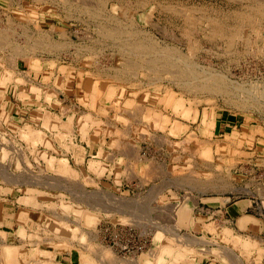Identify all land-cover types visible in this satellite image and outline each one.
Here are the masks:
<instances>
[{
  "label": "rangeland",
  "instance_id": "rangeland-1",
  "mask_svg": "<svg viewBox=\"0 0 264 264\" xmlns=\"http://www.w3.org/2000/svg\"><path fill=\"white\" fill-rule=\"evenodd\" d=\"M80 1L82 4L84 3L83 6L91 8H95L99 5L98 3L103 1L102 3L105 4L102 14L111 15L123 24L130 22L129 25L134 29L151 37V44H158L155 46L157 50L154 54H159V46H167L169 51L174 50L173 53L177 57L188 56V60L190 62L193 60L194 65H197H195L197 69L208 67L207 70L222 72L228 80L230 79V82L231 80L232 82H243V85L246 83L245 89L246 87L252 88V92L254 90L259 92V95L254 92V96L264 97V87L262 86L264 85V26H259L257 29L247 22L246 24L245 21L241 24L231 20V13L242 11L249 0L246 2L245 0H0V28L4 27L6 32L8 30L13 41L25 45L26 42L33 43L37 34H44L46 37L49 36L48 39H51L52 42L65 43L66 41L67 43L65 47H60L56 53L37 48L32 52L27 51L28 56L18 58L9 49L0 48V67L10 71V77H3L1 79L3 84L0 85V183L13 184L16 182L15 184L25 185L26 188H29L30 190H17L20 194L15 200L18 204L25 206V208H20L19 212L28 218L32 210L36 214H38L37 211H42L44 218L42 222L35 224L27 225L28 222H25L24 228L20 225V230L17 232L20 237L22 236L21 240L27 239L24 232H27V236L36 234L35 239L46 240V245L51 242L50 238L54 241L60 235L65 237L62 233L51 232L53 230L49 226L50 223L57 222L59 227H66L75 235L74 238L66 236L74 247L71 249L72 252L68 253L72 256L74 263L78 259L79 264H89V261L93 264H101L97 255H93V249L88 250L91 248L88 246L89 244L96 243L93 246L101 244L111 247L114 257L127 258L131 261L129 264H141V261L150 255L148 253L151 249L152 252L156 251L158 256L162 252L168 253L171 258L168 259L167 264H177L186 257L203 255L202 253L212 254L223 264H230L220 247L222 245L232 246L231 248H236L234 251L240 256L243 238L233 233L229 228L227 232L218 236V227L213 231L207 230V232L216 235L215 239L206 238L205 233L202 237H196L189 232L181 233V226L178 234L172 231L168 232L166 228L169 226V209L171 205H174L176 206L175 213L179 214L180 208L178 209V207L187 206L197 193L231 192L233 193L231 195L235 197L252 195L258 203L257 207L254 203V209L262 213L264 217V101L260 104V108H250L233 104L236 102L234 97L238 101V98L243 95L242 93L236 95L238 98L233 96L232 101L229 100L231 97L228 94L207 96L201 93L195 96L182 87L176 86L170 80L168 82L167 78H160L157 80L158 82L149 83L152 81L151 78L156 80L157 77L155 79L150 76L146 78L147 74L140 69L136 70L134 76L127 79L112 78L107 73L115 72L113 68L122 66L121 63L124 62V58L122 55L120 56V46L115 41L110 42L104 37H99L101 33L97 31L99 30L97 28L106 17L99 16L93 19L88 14L89 12L84 13L86 11L83 12L78 8V5H81ZM137 1H142L143 4L137 5ZM174 7L181 9L188 16H193L194 22L192 24L185 22V14L182 12L173 13L172 8ZM209 18L220 19L219 22L224 25L220 27L222 34H213L214 27L209 26ZM97 19L102 20L99 22ZM236 24L241 27L238 29ZM247 25L251 28L249 26L247 28ZM43 32H46L47 35ZM29 34L34 38L27 39ZM230 35L233 36L231 41L233 45L227 40ZM249 36L252 44L247 45L242 39ZM97 39H101L102 43ZM86 46H89L90 49L88 48V50ZM202 68L201 70H203ZM83 81L88 82L89 86H85ZM253 84L260 86L256 87ZM59 86H62L61 90L56 89ZM60 92L69 94V104L61 107L62 110L60 109V112L57 113L50 109L60 106L59 97L62 98L59 95ZM97 92V98L94 95V102L91 103V96ZM72 93L73 95H71ZM10 100L19 101L20 104L35 102L37 113L26 117L23 115V112L26 111L25 108L18 105L17 110L20 118L17 119L15 115L11 116ZM171 108L182 109V112L187 110L188 117L186 118L190 122L181 121L168 114L167 110ZM47 111L56 116H54L55 119L52 120L54 122L51 125L44 126L43 114ZM89 116L91 117L89 118ZM68 122H70L71 129L69 132L63 133V128ZM25 127L33 129L32 136L29 137H34L37 130L42 131L49 140L51 139L50 144L44 145L41 141H35L34 146L29 143L27 141L29 137H23L24 135L20 132L26 130ZM114 129H117V133L113 132ZM77 132L81 134L88 146H92L93 143L95 145L97 142L99 153L95 155L103 157L106 165L112 167L116 174L102 177V182H100L83 173L80 164L86 161L84 156L88 154V148L76 144ZM78 149L83 151V159L79 160L74 157L71 161L67 154H74ZM130 151L133 153H129ZM57 158H66L70 168L76 173L75 178L73 177L74 180L67 181L69 182L67 186L56 185L51 188L49 186L51 181L58 178L56 170L54 171L55 163L51 160ZM3 171L7 172L6 175L2 174ZM180 176L182 178L186 176L187 182L184 181L181 184L174 180L182 179ZM192 176H194L193 180L197 185L192 182ZM107 177L113 180L110 181ZM26 178H28V182ZM64 178L59 179L63 180ZM217 179L228 182L229 189L230 187L236 189L229 190L227 188L218 191L207 188L208 191L203 188L213 180L218 181ZM188 185L193 186L191 188ZM42 187L46 190L35 191ZM1 188L4 193L11 192L9 188ZM96 190L105 195V197H99L100 199L96 198L102 205H95V201L90 198V194L95 193ZM30 191L35 192L34 196ZM47 198L56 201L61 210L60 215L68 214V217L60 218V220L55 218L54 215L56 216L57 213L53 214L52 209L47 208L49 206ZM31 200L32 202L35 200L37 204L32 203ZM90 204L92 206H89ZM107 204L110 205L107 206ZM106 206L110 208V211H103ZM27 207H31L32 210L27 211ZM182 209L184 208L182 207ZM189 209L188 216H190ZM81 212L84 215L92 214L96 218L94 221L96 228L93 233H91L93 227L75 219ZM73 214L75 217L71 216ZM55 220L56 222H54ZM108 223L114 227L117 224L130 225L140 230L141 234L149 235L148 250L136 255H121L116 247L103 241L104 232L102 230L107 227ZM1 230L6 229L0 228ZM38 233L40 238L37 237ZM157 233L158 238L155 237ZM171 233H174L175 237ZM226 233L239 236L238 247L224 239L223 236ZM167 236L172 239H170L171 241L174 240L172 242L174 245L168 246L165 239ZM186 236H192L194 243L192 241V244H189L190 241L186 240ZM6 237L7 230L5 231V241ZM222 238L223 240H221ZM30 239L35 240L32 237ZM178 239L184 245L189 244V246H176ZM0 240H3L1 235ZM196 240L197 242H195ZM249 240L252 244L258 245L256 241ZM51 243L48 246L55 247L51 248L53 252L49 255L52 264H65L68 260L58 255L67 253L68 247L64 245L57 247L54 243L51 246ZM210 243H214L215 246L207 248V244ZM15 245L13 244V246ZM198 246L205 248L198 251ZM179 250L182 251L181 254H177ZM23 251L25 252V249ZM26 253L28 256H32L30 248ZM93 256L96 257L93 258ZM243 256L244 254L241 255V258L244 259L243 262L250 264L249 256L247 254ZM42 259H48V255L40 254L39 260L43 261ZM255 260L257 264L262 263L261 253L255 257ZM19 263L25 264L22 259Z\"/></svg>",
  "mask_w": 264,
  "mask_h": 264
},
{
  "label": "bare ground",
  "instance_id": "bare-ground-1",
  "mask_svg": "<svg viewBox=\"0 0 264 264\" xmlns=\"http://www.w3.org/2000/svg\"><path fill=\"white\" fill-rule=\"evenodd\" d=\"M98 1V0H97ZM99 1H101V0H99ZM81 2V1H80ZM103 2V1H102ZM101 2V3H102ZM106 2V1H105ZM245 2H246V0H245ZM62 3V2H61ZM78 3V2H77ZM86 3V2H85ZM98 3L99 5L98 6H96L95 8H91V7H89V6H83V4H82V2H81V5H78V8L81 10V11H86V12H84V13H87V12H89L88 14H90L91 15V17L93 18V19H96L97 17H101V16H105L106 17V19H103L104 21H101L100 19L97 21L98 23H99V27L97 28V29H99V30H97L98 32L100 31V33H101V36H99V37H104V39H108V40H110V42H113V41H115V42H117L118 43V45L120 46V56L122 55V58H124V62L123 63H121V65L122 66H120V67H116V68H113V69H115V72H111V73H107L108 75L110 74V76L112 77V78H115V79H120V77H123V78H125V79H127L128 77L130 78V77H132V76H134L136 73L135 72H137L136 70H138V69H140L141 71H144L145 72V74H147L146 76V78H149L148 76H150V78L151 77H154V79H155V77H157V78H159V79H157L156 78V80H153V78H151L152 79V81H150L149 83H155V82H158L157 80H160V78H167V80H168V82H169V80L173 83V84H175L176 86L178 85V86H180V87H182L183 89H185L186 91H188V92H190V93H192V94H195V96L196 95H198V94H201V93H203V95L204 94H206L207 96L208 95H210V96H212V95H230V97H231V99H229V100H231L232 101V97L233 96H236V95H240V93H242L243 95L242 96H240L239 98H238V96H236V98H238V101H237V99H235V97H234V100H236V102L235 103H233V104H236V105H238V106H240V107H250V108H252V107H257V108H260V104H262L263 103V101H264V97L262 98V96H261V98H258V96L256 97V95H259V92H255V90H254V92H252V88H250V89H248L247 87H246V89H245V87H244V85L246 84H242L241 82L240 83H238V82H232V80H231V82L228 80V78L222 73V72H217V71H211V70H207V68H206V70H205V68L203 69L202 67V69L203 70H201V68H199V69H197L196 67H195V65H194V63L191 61H189L188 60V56L186 57L185 55H181L180 57H177V56H175V53H173V51H169V48H167V46H159V54L157 53V54H154L155 52H156V48H155V46H158V44L156 45H153V44H151L152 43V39H151V37L150 36H148V35H145L143 32H140V30L138 31V30H136V29H134V27L133 26H131V25H129V23L130 22H128V23H126V22H124L125 24H123L121 21H118L119 19H115L113 16H111V15H106V14H102L103 13V5L105 4V3ZM145 3V2H144ZM90 4V3H89ZM95 4V3H94ZM97 4V3H96ZM138 4H143V2L142 1H137V5ZM243 4H244V2H243ZM242 4V6H244ZM86 5V4H85ZM92 5V4H91ZM169 5V4H168ZM70 6V5H69ZM74 6V5H73ZM134 6H136V5H134ZM239 6H241V5H239ZM94 7V6H93ZM138 7H140V6H138ZM164 7V6H163ZM166 7V6H165ZM74 8H75V6H74ZM135 9L137 8V7H134ZM169 8V7H168ZM177 8H178V6H177ZM184 9V8H183ZM238 9V8H237ZM240 9V8H239ZM238 9V10H239ZM195 10V9H194ZM236 10V9H235ZM106 11V10H105ZM104 11V12H105ZM191 11V10H190ZM234 11V10H233ZM172 12L173 13H175V14H179L180 12H182V10L181 9H175V7L174 8H172ZM183 14H185L184 16H185V22H187L188 24L190 23V24H192L194 21H193V16L191 17V16H188L186 13H184V12H182ZM231 13V12H230ZM68 14V13H67ZM87 14V16H90V15H88ZM182 14V15H183ZM232 14V21H234V22H239V23H241L242 24V22H244L245 21V23L247 22L248 24H250V25H252L253 26V28H259V26H264V1L263 0H249L248 2H246V5L243 7V9H242V11H234V12H232L231 13ZM181 15V14H180ZM198 16V15H197ZM211 16V15H210ZM223 16H224V14H223ZM104 17V18H105ZM204 17H206L207 18V16H204ZM80 18V17H79ZM90 18V17H89ZM92 18H90V19H92ZM195 18H197V17H195ZM199 18H200V16H199ZM213 18V17H212ZM210 20H209V26L210 27H214V33L213 34H222V30H221V28L220 27H222V25L223 24H221L220 22H219V20L220 19H215V20H212L211 18H209ZM11 21V20H10ZM208 21V20H207ZM93 22H94V20H93ZM221 22H222V19H221ZM225 22V21H224ZM149 23H151V22H149ZM246 23V24H247ZM95 24V23H94ZM228 24V22L226 23V25ZM235 24V23H234ZM202 25V24H201ZM237 25V24H236ZM235 25V26H236ZM36 26V25H35ZM191 26V25H190ZM208 26V25H207ZM224 26V25H223ZM229 26H230V24H229ZM228 26V27H229ZM233 26V25H232ZM234 26V27H235ZM238 26V29H239V27H241V26H239V25H237ZM248 26L249 25H247V28H248ZM37 27V26H36ZM35 27V28H36ZM245 27V26H244ZM250 27V26H249ZM207 28V27H206ZM230 28V27H229ZM243 28V27H242ZM251 28V27H250ZM257 28V29H258ZM262 28V27H261ZM1 30H0V48H2V49H9L11 52H13L14 53V55H15V57H20V56H28L27 54H28V52L27 51H34V50H36L37 48H38V50L39 49H41V50H45V51H52V52H57V51H59L60 50V47L62 48L63 46L65 47V44H67L66 43V41H65V43L64 42H60V43H57V42H52L51 41V39H48V37H46V36H44V34L42 35H38L37 34V36H36V39H34L33 40V43H27L26 42V44L25 45H21V44H19L18 42H16V41H13V39L10 37V36H12V35H9L8 34V30H7V32L4 30V27H3V29L2 28H0ZM216 29V30H215ZM225 28L223 27V30H224ZM234 29V28H233ZM238 29H236V31H238ZM264 29V28H263ZM11 30V29H10ZM191 30V29H190ZM242 30V29H241ZM187 31V30H186ZM205 31V30H204ZM258 31V30H257ZM229 32V31H228ZM239 32V31H238ZM43 33H46V32H43ZM210 33V32H209ZM224 33V32H223ZM255 33V32H254ZM261 33V32H260ZM39 34H40V32H39ZM228 34V33H227ZM242 34V33H241ZM27 35V34H26ZM30 35V34H29ZM46 35H47V33H46ZM212 35V34H211ZM238 35V34H237ZM256 35H257V32H256ZM40 36H41V38H40ZM61 36V35H60ZM226 36V35H225ZM238 36H240V35H238ZM251 36V35H250ZM250 36L249 37H247V38H243L242 39V41L245 43V44H252V41H251V39H250ZM28 38L27 39H30V38H32L31 37V35L30 36H27ZM62 37H63V35H62ZM236 37V36H235ZM245 37H246V35H245ZM34 38V37H33ZM32 38V39H33ZM120 38H123V39H120ZM256 38H257V36H256ZM260 38V37H259ZM210 39V38H209ZM241 39V38H240ZM262 39V38H261ZM101 40V39H100ZM100 40H98L97 39V41H99L100 42ZM121 40V41H120ZM225 40V39H224ZM228 40V43H230V44H232L231 43V41L233 40V36L232 35H230V38H228L227 39ZM26 41H28V40H26ZM121 43H120V42ZM123 41V42H122ZM29 42V41H28ZM107 42V41H106ZM25 43V42H24ZM101 43H102V40H101ZM198 43V42H197ZM72 44V43H71ZM233 45V44H232ZM256 45V44H255ZM90 46V45H89ZM89 46L87 47V49L89 48ZM117 46V45H116ZM199 46V45H198ZM192 47V46H191ZM82 48V47H81ZM90 49V48H89ZM88 49V50H89ZM235 49V48H234ZM256 49H258V48H256ZM85 50V49H84ZM176 50V49H175ZM247 50V49H246ZM72 51V50H71ZM177 51V50H176ZM254 51H255V49H254ZM261 51H263V50H261ZM8 52V51H7ZM161 53V54H160ZM181 53V52H180ZM257 53H258V51H257ZM182 54V53H181ZM184 54V53H183ZM10 55H12V54H10ZM13 55V56H14ZM179 55V54H178ZM193 56V55H192ZM31 58V57H30ZM191 59V58H190ZM10 62V61H9ZM197 66V65H196ZM209 69V68H208ZM96 74H97V72H96ZM105 75V74H104ZM119 76V77H118ZM3 77H10V71L7 69V68H2V67H0V85L2 86V84H3V81L1 80ZM117 77V78H116ZM134 78V77H133ZM113 80V79H112ZM129 80H131V79H129ZM118 81V80H117ZM229 81V82H228ZM234 81V80H233ZM84 82V85L85 86H89V83L88 82H86V81H83ZM141 82V81H140ZM148 83V84H149ZM95 84V83H94ZM134 84V83H133ZM137 84H138V82H137ZM248 84V83H247ZM264 84V83H263ZM249 85V84H248ZM254 85V84H253ZM92 86H93V84H92ZM94 86H96V85H94ZM254 86H258L257 84L256 85H254ZM260 86V85H259ZM258 86V87H259ZM263 87H264V85H262ZM251 87H253V86H251ZM256 87H254V88H256ZM257 89V88H256ZM259 90V89H258ZM260 90H261V88H260ZM20 93H21V91H20ZM256 94L255 96H254V94ZM96 94H98V92L97 93H95V94H93V96H91V103H93L94 102V95H95V97L96 96H98V95H96ZM263 94V93H262ZM25 95V94H24ZM264 95V94H263ZM223 97V96H222ZM227 97H229V96H227ZM97 98V97H96ZM226 98V97H225ZM224 99V98H223ZM228 100V101H229ZM230 101V102H231ZM262 106V105H261ZM134 107V106H133ZM108 108V107H107ZM141 108V107H140ZM263 108V107H262ZM134 109V108H133ZM151 109V108H150ZM241 109V108H240ZM5 110V109H4ZM62 110V109H61ZM136 110V109H135ZM144 110V109H143ZM46 111V110H45ZM128 111V110H127ZM145 111V110H144ZM0 112H1V110H0ZM5 112V111H4ZM3 112V113H4ZM146 112H147V110H146ZM51 113V112H50ZM49 113V111H47L46 113H44L43 114V120H44V126L45 125H51V123H53L54 121H52L53 119H55L54 118V116H56V115H52L53 113H51L50 114ZM87 113H89V112H87ZM129 113V112H128ZM5 114V113H4ZM90 114V113H89ZM156 114V113H155ZM86 115V114H85ZM136 115V114H135ZM41 116V115H40ZM146 116V115H145ZM37 117V116H36ZM91 116H89V118H90ZM39 118V117H38ZM41 118V117H40ZM58 118V117H57ZM168 118V117H167ZM139 120V119H138ZM89 123V122H88ZM26 126V125H25ZM82 126H83V123L81 124V128H82ZM24 127V126H23ZM27 127V126H26ZM25 127V128H26ZM98 127V126H97ZM46 128V127H45ZM117 128V127H116ZM70 129H71V126H70V122H68V123H66L65 124V127L63 128V133L64 132H69L70 131ZM117 130V129H116ZM116 130L114 129L113 130V132H115V133H117L116 132ZM121 130V129H120ZM21 132V134L22 135H24L23 137H29L31 134H32V132H33V129H31V128H26V130H24V131H20ZM35 132V131H34ZM57 132H59V131H57ZM110 132V131H109ZM112 132V131H111ZM119 132V131H118ZM21 134H19V135H21ZM112 135L114 134V133H111ZM119 134V133H118ZM121 134V133H120ZM32 136V135H31ZM36 136V137H35ZM35 136L34 137H29V139L27 140L29 143H34L35 144V141H41V142H43V144L44 145H48V144H50V140H49V138L46 136V135H44V133H42V131H36V133H35ZM25 137V138H26ZM117 137V136H116ZM249 138V137H248ZM25 140V139H24ZM117 140H119V139H117ZM165 140V139H164ZM195 141V140H194ZM168 142V141H167ZM196 142V141H195ZM200 142V141H199ZM251 142V141H250ZM29 143H27V144H29ZM204 143H206V142H204ZM33 144V145H34ZM125 144V143H124ZM158 144V143H157ZM248 144V143H247ZM199 145V144H198ZM35 146V145H34ZM197 147V146H196ZM131 149H132V146L130 147ZM221 148V147H220ZM80 149V148H79ZM130 149V150H131ZM82 151V150H81ZM195 151V150H194ZM124 152V151H123ZM128 152V151H127ZM99 153V152H98ZM129 153H131V151L129 152ZM133 153V152H132ZM131 153V154H132ZM120 154V153H119ZM127 154V153H126ZM125 156V155H124ZM131 156V155H130ZM133 157L135 156V155H132ZM107 157V156H106ZM110 157V156H109ZM111 158V157H110ZM52 162H54L55 163V168H54V171L56 170V174L58 175V178H54L51 182L52 183H50V187L52 188V187H56V185L58 186H60V185H64V186H67V183H69V182H67V181H72V180H74L73 179V177L75 178V173L73 172V170L70 168V166H69V164H68V162H67V159L66 158H57V159H52L51 160ZM194 162V161H193ZM163 168V167H162ZM6 171V170H5ZM5 171H3V175L5 174L6 175V173L7 172H5ZM11 174V173H10ZM148 174V173H147ZM168 174V173H167ZM191 174H194V173H192L191 172ZM190 174V175H191ZM226 174V173H225ZM229 174V173H228ZM9 175V174H8ZM7 175V176H8ZM31 175V174H30ZM131 175V174H130ZM180 175V174H179ZM186 175V174H185ZM36 176V175H35ZM56 176V175H55ZM4 177V176H3ZM16 177V176H15ZM63 178V177H65L63 180H61V179H59V178ZM150 177V176H149ZM175 177V176H174ZM181 178H182V176H180ZM179 177V178H180ZM193 177L194 176H192V180H193ZM196 177V176H195ZM131 178V177H130ZM178 178V177H177ZM197 178V177H196ZM196 178H194V179H196ZM213 178V177H212ZM224 178V177H223ZM23 179V178H22ZM27 179V182H28V178H26ZM189 180H191L190 178H188ZM198 179V178H197ZM197 179L195 180L196 182H198L197 181ZM215 179V178H214ZM24 180H25V178H24ZM32 180V179H31ZM173 180V179H172ZM176 182H178V183H183L184 181L185 182H187V177L185 176V178L183 177L182 179H180V180H178V179H174ZM191 180V181H192ZM205 180V179H204ZM218 180V179H217ZM15 181V180H14ZM13 181V182H14ZM33 181V180H32ZM45 181V180H44ZM84 181V180H83ZM145 181V180H144ZM209 181H210V179H209ZM20 182V181H19ZM24 182H26V181H24ZM23 182V183H24ZM35 182V181H34ZM38 182V181H37ZM47 182V181H46ZM190 182V181H189ZM193 183H195L194 182V180L192 181ZM12 183V182H11ZM16 183V182H15ZM40 183V182H39ZM44 183V182H43ZM84 183V182H83ZM208 183V182H207ZM21 184V183H20ZM36 184V183H35ZM206 184V183H205ZM48 185V184H47ZM178 185V184H177ZM195 185H197L196 183H195ZM69 186V185H68ZM159 186V185H158ZM178 186H180V185H178ZM189 186V185H188ZM192 186L193 185H191V186H189V187H191L192 188ZM229 184H228V182H226L225 180H218V181H212V182H209L207 185H204L203 186V188H205V189H210V188H212L213 190L214 189H218L219 187V189L221 190H226L227 188L229 189ZM156 187V186H155ZM181 187V186H180ZM195 187V186H194ZM60 188V187H59ZM58 188V189H59ZM72 188V187H71ZM201 188V187H200ZM43 189V188H42ZM198 189H199V187H198ZM207 189V190H208ZM216 189V190H217ZM230 189L231 190H234L235 188H233V187H230ZM229 189V190H230ZM156 190H158V189H156ZM219 190V191H220ZM75 191H77V190H75ZM81 191H83V190H81ZM152 191V190H151ZM150 191V192H151ZM201 191H203V189L201 188ZM209 191V190H208ZM79 193H80V190L78 191ZM74 193V192H73ZM79 193H77V194H79ZM82 193V192H81ZM103 192H98L97 190H96V192L94 193V192H92V194H90L91 196H90V198L92 199V200H94L95 201V205H102V203H100V201L99 200H97V199H100V198H102V197H105V195L104 194H102ZM139 193V192H138ZM152 193V192H151ZM76 194V193H75ZM88 194H89V192H88ZM87 194V195H88ZM80 195V194H79ZM84 195V194H83ZM109 195V194H108ZM152 195V194H151ZM155 195V194H154ZM85 196V195H84ZM153 196V195H152ZM78 197H80V196H78ZM81 197H82V195H81ZM86 197V196H85ZM100 197V198H99ZM76 198H77V196H76ZM75 198V199H76ZM83 198V197H82ZM87 198V197H86ZM89 198V199H90ZM97 198V199H96ZM117 198V197H116ZM106 199V198H105ZM47 200H49L48 201V203H49V206L47 207V208H49V209H52V213L54 214V212L55 213H57V215L55 216L54 215V217L55 218H59V220H60V218H66V217H68V214H63V215H60L61 213V210L59 209V207L57 206V204H56V201H53V200H51V198H47ZM81 200V199H80ZM125 200V199H124ZM181 200V199H180ZM31 202H32V200H31ZM70 202V201H69ZM85 202V201H84ZM96 202H98V203H96ZM124 202V201H123ZM32 203H35V204H37L36 202H35V200H34V202H32ZM105 203V202H104ZM103 203V204H104ZM114 204H115V202H113ZM92 204V203H91ZM89 205V206H92V205ZM106 204V203H105ZM104 204V205H105ZM110 205V204H109ZM108 204H107V206H109ZM115 205H117V204H115ZM133 205V204H132ZM135 205V204H134ZM178 205V204H177ZM106 206V207H107ZM121 207H122V205H120ZM141 206V205H140ZM106 207H105V209H103V211L105 210V211H110V208L109 207H107V209H106ZM112 207V206H111ZM131 207V206H130ZM91 208V207H90ZM94 208H96V207H94ZM101 208H104V207H101ZM127 208V207H126ZM129 208V207H128ZM161 208V207H160ZM57 210V211H54V210ZM120 210V209H119ZM147 210V209H146ZM175 210H176V206H174V205H171L170 206V209H169V213H170V215H169V226L166 228L167 230H168V232L170 231H172V232H174L175 234L179 231V229H180V227H179V225L177 224V222H176V216H177V213H175ZM21 211V210H20ZM117 211H118V209H117ZM120 211H122V210H120ZM32 212H33V214H36L35 213V211H33L32 210ZM51 213V214H52ZM63 213V212H62ZM130 213V212H129ZM133 214V213H132ZM142 214V213H141ZM66 215V216H65ZM53 216V215H52ZM62 216V217H61ZM74 217V216H73ZM77 218H79V217H77ZM138 218V217H137ZM65 220V219H64ZM83 221V220H82ZM54 222H56V220L54 221ZM57 223V222H56ZM51 224L50 223V225L49 226H51V229L53 230V231H51V232H55V234H56V232L57 233H62L63 235H65V237H63L62 235H60V237H56L55 238V240L53 241V240H51V238L49 239V241H53V243L55 244V246H57V247H62V245H64V246H66V247H68V252L67 253H71L72 252V248H74L73 247V244L72 243H69V241L67 240V238H66V236H72V238H74V233L72 232V231H70L69 229H66V227H59L60 225L57 223V224ZM213 223V222H212ZM68 224V223H67ZM155 224V223H154ZM215 223H213V224H209V225H204L205 227H203L204 228V230H215L216 229V226L217 225H214ZM39 226V225H38ZM157 227H158V225H156ZM160 226V225H159ZM37 227V226H36ZM58 227H59V229H58ZM163 227V226H162ZM61 228V229H60ZM160 228H161V226H160ZM81 229V228H80ZM144 229V228H143ZM165 229V228H164ZM5 231L6 230H1L0 232H1V238H3V242L1 241V243H0V264H20L19 262H20V259H22L23 260V262H25V264H52V260L50 259V257L51 256H49V255H51V253L53 252V251H51V248L53 249V248H55V247H49L50 245V243H48L47 245H46V240L45 241H42V240H40V239H35V237H36V234H34V235H30L29 234V238L27 237V239L25 240L26 242H27V244L25 245V246H16L15 244V246H13V244L12 243H10L9 244V242H7V241H5L4 240V237H5ZM103 232H104V230H102ZM80 232V231H79ZM37 233V232H36ZM174 233H171V234H173L174 235ZM76 234V233H75ZM178 234V233H177ZM87 236V235H86ZM95 236V235H94ZM163 236V235H162ZM177 236V235H176ZM33 238V239H35L34 241L32 240V239H30V238ZM37 237L38 238H40L39 237V233H38V235H37ZM91 237V236H90ZM96 237V236H95ZM155 237L156 238H158L159 237V235H158V233L155 235ZM165 237V236H164ZM174 237H175V235H174ZM178 237H180V236H178ZM224 237V239H226L227 241H229L232 245H238V244H240L239 242H240V238L238 237V236H236V235H230V234H226V235H224L223 236ZM65 238V239H64ZM76 238V237H75ZM89 238V237H88ZM163 238V237H162ZM181 238V237H180ZM183 238H184V236H183ZM186 238V240L189 242L190 241V243L189 244H192V243H194V238H192V236H186L185 237ZM166 239V241L168 242V246L170 247V244H173L172 242L174 241H171L172 239L171 238H168V236L165 238ZM171 239V240H170ZM63 240V241H62ZM74 240V239H73ZM183 240H185V239H183ZM221 240H223V238L221 239ZM226 240H225V242H226ZM176 241V240H175ZM193 241V242H192ZM205 242H206V240H204ZM45 242V243H44ZM61 242H62V244H61ZM157 242V241H156ZM176 242H178V243H176L175 245L176 246H181V245H184V243H182V242H180V240L178 239ZM180 242V243H179ZM192 242V243H191ZM195 242H197V240L195 241ZM53 243H51V246H52V244ZM92 243V242H91ZM200 243V242H199ZM89 244V243H88ZM88 244H86V245H88ZM96 244V243H95ZM95 244H93V245H95ZM189 244H185V245H187V246H189ZM49 245V246H48ZM92 244H89L88 246H90L91 248H88V250L89 249H93L92 251L94 252V253H96V254H94L93 253V255H97V257H98V259H99V261L101 262V264H129V262H131L130 260H128L127 258H118V257H114L113 256V254H112V249H111V247H109V246H104V245H97V246H93ZM165 245V244H164ZM164 245H162V247H164ZM174 245V244H173ZM184 245V246H185ZM204 245V244H203ZM84 246H85V244H84ZM88 246H86V247H88ZM220 246V245H219ZM193 247V246H192ZM223 247V248H222ZM232 246H228V245H225V246H221L220 248L223 250V254H224V256H226V259H228V262H230V264H244V262H243V260L244 259H242L241 258V255L240 256H238L237 254H236V252L234 251V249H236V248H231ZM238 247V246H237ZM31 249V257L30 256H28V254L26 253L27 251H28V249ZM160 248V247H159ZM23 249H25V252L23 251ZM87 249V248H86ZM156 249V248H155ZM70 250V251H69ZM85 250V249H84ZM148 250V249H147ZM146 250V251H147ZM152 250V249H151ZM150 250V253H148V254H150V255H148L147 257H145V259L144 260H142L141 262V264H155V258L158 256L157 255V253H156V251H154L153 250V252ZM88 252V251H87ZM90 252H91V250H90ZM145 252V251H144ZM261 252V251H260ZM44 254V255H48V259H42L43 261H41V260H39V257H40V254ZM143 253V252H142ZM92 254V253H91ZM147 254V253H146ZM246 254V253H245ZM245 254H244V256H245ZM243 256V257H244ZM38 257V259H36ZM94 257H96V256H93V258ZM159 257V256H158ZM258 257V256H257ZM29 260H28V259ZM31 258V259H30ZM73 258H74V256H73ZM98 259H96L97 261H98ZM160 259V258H159ZM245 259H246V257H245ZM133 261V260H132ZM99 262V263H100ZM22 263V262H21ZM156 263H157V260H156ZM57 264H59V263H57ZM70 264V263H69ZM89 264H93V262H91V261H89Z\"/></svg>",
  "mask_w": 264,
  "mask_h": 264
},
{
  "label": "crops",
  "instance_id": "crops-1",
  "mask_svg": "<svg viewBox=\"0 0 264 264\" xmlns=\"http://www.w3.org/2000/svg\"><path fill=\"white\" fill-rule=\"evenodd\" d=\"M63 78V76H62ZM57 90H61L62 86H59L56 88ZM62 98L59 97L61 103L60 106L56 108H51L53 112H60L61 107L66 106L69 104L68 96L69 94H65V92L59 93ZM73 95V93L71 94ZM11 103V106L9 108L11 116L15 115L17 119L20 118L19 112L17 110L18 105L22 108H25V112H23V115L28 117L31 115L36 114V103H30V104H24L19 103V101H9ZM185 110V109H184ZM168 114L171 116H175V118L181 120V121H187L190 122L188 117L186 115V111L182 112V109L177 108H171L170 110H167ZM182 113V114H181ZM63 120H66V118H63ZM28 122V121H27ZM51 140V139H50ZM77 145L84 148H88V154H86L84 157L86 158V161L83 164H80V168H83V173L88 175L91 179H94L95 181L102 182V177L105 176H111L113 174H116L115 170L112 169V167H109V165H106L105 161L103 160V157H99L95 155L98 153V145L97 142L92 144V146H88L87 143L82 139L80 133H76ZM97 145V146H96ZM79 151V152H78ZM91 152V153H90ZM69 159L72 161V158L76 157L79 160L83 159V151L76 150L74 154L70 153L67 154ZM79 168V167H78ZM81 168V169H82ZM12 171H14L12 169ZM82 171V170H81ZM18 172V171H16ZM119 174H121L119 172ZM108 180H110V177ZM111 180H113L111 178ZM110 180V181H111ZM1 187H6L11 190L10 193H4ZM43 188V189H42ZM38 188L35 191H43L46 190V188L42 187ZM220 188V187H219ZM217 189L218 191L220 189ZM18 189H29L26 188L25 185H19V184H1L0 183V228L7 230V237L6 241L12 244H16L17 246H25L27 242L25 240H21V237L17 230H20V227H25L24 223L28 222L27 225L30 223L35 224L36 222H42L44 220L42 211H37L38 214H33L31 211V207H27V211H31L29 216L25 217L23 214H21L20 208H25V206L18 204L16 202L17 195L19 196ZM236 189V188H235ZM30 190V189H29ZM222 190V189H221ZM224 190V189H223ZM31 192V191H30ZM237 192V191H236ZM32 196H34L35 192H31ZM231 192H223V193H197L194 195V198L189 201L188 205L181 207H178L179 214L177 213L176 221L178 222L179 227L181 226L180 232L181 233H192L196 237H202L205 233L206 238L208 239H215L217 238L216 235H214L211 232H207L204 230V225H209L210 223L214 225H217L218 227V236L222 235V233L227 232V229H231L233 233L236 235H239L241 238H243L241 246H240V254H247L249 256V260L251 261L250 264H257L255 257L256 254L258 256L261 253L262 256V263L264 264V217L263 214L259 211L254 209V203L257 207V201L254 199L252 195H246V196H239L235 197L232 196ZM182 207L184 209H182ZM255 207V208H256ZM188 208L189 214L188 216ZM32 213V214H31ZM74 216L75 215H71ZM77 217V215H76ZM78 217L75 218L80 221V223H83L85 225H89L92 229L93 233L95 231L94 221L96 218L93 217L92 214L90 215H84L82 212L78 214ZM26 219V220H25ZM87 222H86V220ZM77 220V221H78ZM83 220V221H82ZM24 221V222H23ZM213 222V223H212ZM21 225V226H20ZM203 226V227H202ZM86 227V226H85ZM83 231V229H81ZM86 231V229H84ZM25 237L27 236V232H24ZM228 234V233H226ZM232 235V234H231ZM238 236V237H239ZM256 241L258 245L252 244L250 240ZM2 240H0L1 243ZM3 242V241H2ZM205 244V243H203ZM166 246V245H165ZM206 246V244L204 245ZM199 247L198 251L205 247ZM214 243L207 244V248L214 247ZM167 247V246H166ZM261 251V252H260ZM181 250L177 251V254H181ZM203 255H195L192 257H186L179 261L177 264H223L220 259L215 257L212 254L206 255L205 253H202ZM205 254V255H204ZM64 257L65 260H68L65 262V264H79L78 259H76V262L74 263L72 260V256L68 253L64 252L59 254L58 256ZM170 255L168 253L162 252L160 256L156 257L155 260H157V263L155 264H167L168 259ZM160 258V259H159ZM63 262V261H62ZM245 263V261H244ZM225 264V263H224ZM246 264V263H245ZM248 264V263H247Z\"/></svg>",
  "mask_w": 264,
  "mask_h": 264
},
{
  "label": "built area",
  "instance_id": "built-area-1",
  "mask_svg": "<svg viewBox=\"0 0 264 264\" xmlns=\"http://www.w3.org/2000/svg\"><path fill=\"white\" fill-rule=\"evenodd\" d=\"M102 237L106 244L116 247L121 255L126 256L140 254L146 251L150 245L149 235L141 234L140 230L130 225L117 224L114 227L108 223Z\"/></svg>",
  "mask_w": 264,
  "mask_h": 264
}]
</instances>
